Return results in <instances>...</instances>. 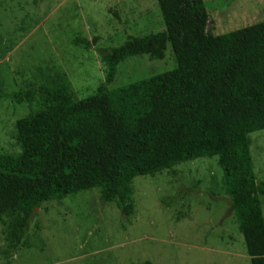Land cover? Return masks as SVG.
Segmentation results:
<instances>
[{"label": "trees", "instance_id": "16d2710c", "mask_svg": "<svg viewBox=\"0 0 264 264\" xmlns=\"http://www.w3.org/2000/svg\"><path fill=\"white\" fill-rule=\"evenodd\" d=\"M156 1L165 29L99 51L104 82L93 95L75 100L65 82L10 92L0 85V99L49 103L16 120L20 152L0 154V217L11 254L43 204L99 188L100 200L128 218L136 177L216 157L250 264H264V180L256 181L249 139L264 130V20L208 35L204 0ZM71 43L89 50L97 38ZM168 45L173 70L107 88L123 60H161Z\"/></svg>", "mask_w": 264, "mask_h": 264}, {"label": "rangeland", "instance_id": "374dc122", "mask_svg": "<svg viewBox=\"0 0 264 264\" xmlns=\"http://www.w3.org/2000/svg\"><path fill=\"white\" fill-rule=\"evenodd\" d=\"M208 35L264 20V0H204ZM165 29L156 0H0V85L7 91L65 82L75 100L104 82L99 51L130 36ZM74 37L97 43L89 50ZM168 45L161 60H123L108 89L173 70ZM36 96L20 104L0 99V154L20 152L15 122L48 106ZM256 181L264 180V130L249 134ZM134 213L125 218L92 188L36 209L25 244L11 254L0 217V264H250L229 206L216 157L180 163L133 180ZM264 218V196L260 197Z\"/></svg>", "mask_w": 264, "mask_h": 264}, {"label": "water", "instance_id": "95a60500", "mask_svg": "<svg viewBox=\"0 0 264 264\" xmlns=\"http://www.w3.org/2000/svg\"><path fill=\"white\" fill-rule=\"evenodd\" d=\"M36 209H37V208H36ZM36 209H35V210H36Z\"/></svg>", "mask_w": 264, "mask_h": 264}]
</instances>
